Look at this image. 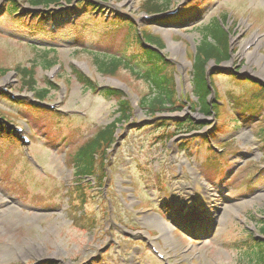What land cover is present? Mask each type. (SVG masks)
I'll list each match as a JSON object with an SVG mask.
<instances>
[{
    "label": "rangeland",
    "instance_id": "1",
    "mask_svg": "<svg viewBox=\"0 0 264 264\" xmlns=\"http://www.w3.org/2000/svg\"><path fill=\"white\" fill-rule=\"evenodd\" d=\"M145 1L106 0L100 15L79 10L76 24L85 18L93 27L81 33L84 45L72 48L63 39L51 43L55 52L45 58L42 47L8 38L0 25V69L7 71L0 76V116L30 140L21 148L11 130L0 133V264H247L264 221V0H198L190 17L176 21L178 10L195 0H167L157 16L139 9ZM127 23L160 38L180 98L177 111L151 117L139 105L149 94L146 81L127 69L109 76L95 68V57L115 54L114 45L141 54ZM217 25L229 33L230 60L206 65L215 91L207 101L220 102L203 116L191 87L201 32L192 28ZM132 38L138 40L135 31ZM54 57L58 65L46 69L44 60ZM30 65L34 91L46 81L56 87L45 101L19 83L17 69ZM73 68L97 87L121 91L130 107L117 130V139L124 138L105 155L103 187L93 181L100 176L98 154L96 173L84 179L86 193L72 154L118 116V99L83 89ZM188 120L200 128L189 133ZM165 126L169 139L160 135Z\"/></svg>",
    "mask_w": 264,
    "mask_h": 264
},
{
    "label": "trees",
    "instance_id": "2",
    "mask_svg": "<svg viewBox=\"0 0 264 264\" xmlns=\"http://www.w3.org/2000/svg\"><path fill=\"white\" fill-rule=\"evenodd\" d=\"M73 1L74 0H25L24 3L32 9L42 8V10L34 13L35 15L32 22L30 24H26L23 22L22 16L15 17L20 10L18 0H6L5 5L0 7V25L4 24L6 29L8 28V37L18 43L27 45L32 49L42 47L45 51L43 54L44 58L47 53L54 54L55 52L53 46H50L51 43L56 42L61 44L63 39L67 40L68 43H65L66 45H71L73 48H79L84 45V41L86 40L81 33L83 34L85 28L93 29V27H88L85 24L88 19L82 18L80 26L74 27L71 32H66L65 34H61L59 32H48L44 28V24L46 23L45 17L49 16L52 12L51 10L46 11L47 9L50 7H61L63 4L70 5ZM167 3V0H161L160 4L152 3L149 0H146L144 7H141V9L147 11L148 13L160 12L163 10L162 5H164L165 9L168 8ZM87 4L90 11H94L99 8V5L96 3L88 2ZM82 6L81 1H78L76 7L80 9ZM190 10L191 7H187L184 9V12L180 14V16L187 15L190 13ZM93 20L94 22L100 21L95 20L94 18ZM126 28L129 38L136 43L137 41L134 38H131L132 31L134 30L132 23H127ZM198 31L201 32V41L196 47L194 63L192 65V90L196 97V107L200 109L203 116H208L209 114H212L213 110H211V108L214 107V105L211 107L207 101L211 93L206 79V65L210 61L214 62L216 65L228 62L230 59V48L228 43V33L224 32L220 27H203ZM142 35H144L142 38L148 45L154 46L156 49H162L163 45L158 38L150 34ZM21 36L23 38H19ZM107 42L108 45L106 48L112 44L109 38H107ZM47 44L50 45L48 46ZM114 46L117 48L114 52L115 54L111 56H102V54L95 57L94 63L97 71L102 75L113 76L118 70L127 69L137 77L146 81L150 90L147 96L140 99V106L148 115L155 116L177 111L178 109H175L174 107L177 106L180 98L175 93L174 76L172 73L168 72L171 65L167 64V62H165V60L156 51H140L144 57L137 59V56L129 53L128 47L130 46H127V44L123 46ZM57 62L58 61L55 57L50 60H44V67H46V69L47 67L52 68L58 64ZM6 73L7 71L0 69V76H4ZM17 73L20 77V85L24 88L27 87L30 92L33 91L35 93V98L39 101H45L49 92L51 90H55L56 88L52 82L46 81L45 89L37 92L34 91L35 81L33 77L34 69H32V65H30V67L17 69ZM71 74L75 77L77 83L80 84L86 91L98 92L106 98L114 97L118 99V109L116 112L118 116L114 118L113 121L98 130L88 142L81 145V147H79L72 154V168L75 178H79V183L83 181V178L94 176L96 172V158H98V154H101L102 157L98 167L101 173V176L98 178V181L100 182L101 177L104 175L102 168L104 167V162L106 161V152L112 148L116 141V132L120 123L130 118V107L120 91L111 88H105L100 91L94 82L74 68L71 70ZM186 123L188 124L187 126H190V130L198 127L193 124L191 120H188ZM1 132H6V128L0 123V133ZM13 140L17 141L16 138H13ZM80 187L81 186H77L76 189L79 191ZM82 192L83 191H80V195H82ZM83 197L84 196H82V198ZM259 225V233L262 237H264V221H259ZM249 249L251 250L248 252L246 257L247 264H264V241L258 240L252 242Z\"/></svg>",
    "mask_w": 264,
    "mask_h": 264
}]
</instances>
